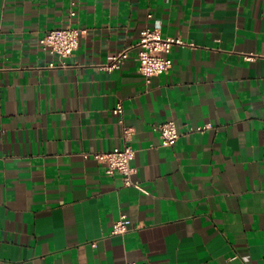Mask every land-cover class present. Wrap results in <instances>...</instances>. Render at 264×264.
I'll return each mask as SVG.
<instances>
[{
    "label": "crops",
    "instance_id": "0c3cea01",
    "mask_svg": "<svg viewBox=\"0 0 264 264\" xmlns=\"http://www.w3.org/2000/svg\"><path fill=\"white\" fill-rule=\"evenodd\" d=\"M67 26L86 31L62 66L40 39ZM146 27L188 42L150 82ZM118 103L130 186L92 156L125 142ZM129 261L264 264V0H0V264Z\"/></svg>",
    "mask_w": 264,
    "mask_h": 264
},
{
    "label": "built area",
    "instance_id": "2783aa9c",
    "mask_svg": "<svg viewBox=\"0 0 264 264\" xmlns=\"http://www.w3.org/2000/svg\"><path fill=\"white\" fill-rule=\"evenodd\" d=\"M85 29L67 26L64 28H55L47 31L40 39V42L48 53L57 56L62 66H66V58L71 56L78 48L81 36ZM188 42L179 36H163L157 28L146 27L140 33V38L136 44L137 59L139 61V71L145 76L147 82H150L154 76L167 74L172 66L171 51L175 45H186ZM192 44V43H190ZM131 48H124L119 52L111 54L108 61L102 66L105 70L113 71L120 69L125 60L130 56ZM52 67L55 63L50 64ZM114 113L119 116V123L123 126V135L125 142L121 147H115L105 152H94L92 156L106 164L107 173L113 175L119 173L123 176L125 185H133V174L135 167L133 161L136 156V150L130 143L133 134V128L127 126L124 121V107L118 103L114 108ZM207 126H199L196 129L202 131ZM155 130L160 134L161 144L163 146H173L180 137L175 121H165L156 123ZM90 154H85L88 157ZM131 229V220L127 214H121L113 225L112 234L122 235ZM126 264H151L150 262H132Z\"/></svg>",
    "mask_w": 264,
    "mask_h": 264
}]
</instances>
